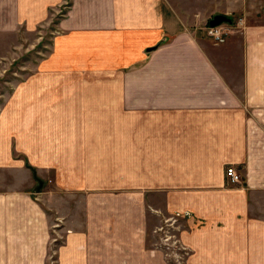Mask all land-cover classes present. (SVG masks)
<instances>
[{"label": "crops", "instance_id": "0c3cea01", "mask_svg": "<svg viewBox=\"0 0 264 264\" xmlns=\"http://www.w3.org/2000/svg\"><path fill=\"white\" fill-rule=\"evenodd\" d=\"M64 1L0 0V31ZM183 1L71 0L0 114V264H46L57 227L58 264H171L148 241L167 215L188 264H264V0ZM216 14L245 23L219 45L196 29ZM33 168L80 195L62 223Z\"/></svg>", "mask_w": 264, "mask_h": 264}, {"label": "rangeland", "instance_id": "374dc122", "mask_svg": "<svg viewBox=\"0 0 264 264\" xmlns=\"http://www.w3.org/2000/svg\"><path fill=\"white\" fill-rule=\"evenodd\" d=\"M173 1H177L179 6L181 3L183 5L185 4L183 0ZM207 1L208 0H188L187 4L193 3L195 6ZM70 6L71 0H65L61 6L51 9L49 18L38 25L36 29L27 30L22 27L15 33L0 31V114L11 101V96L15 94V91L19 88L18 86L23 84L32 74L36 73L43 60L49 57L55 36L59 34L57 24L68 14ZM180 7L182 12L186 10L185 7ZM237 18L231 22L222 23L223 26H228L229 29L231 28V30L228 31L226 41L223 43L227 42L229 35L236 27L242 26L238 23L242 18ZM208 26L209 22L207 21L204 24L198 25L196 29L200 33L204 32V34L213 41L208 34ZM0 177L5 180L8 178V176L4 175L2 172H0ZM35 179V194L38 193L43 198H46L47 204L50 207L49 212L51 217L53 216L54 218L53 221L57 218L58 208L60 210L64 208L67 214H69L68 211L70 208H73V204L81 200L80 195H78L77 198V195L61 189L52 190L50 189L51 185L46 186V184H43L41 191L37 192L39 180L37 178ZM42 192H44V194H42ZM59 205L62 206V208H60ZM62 222L63 221H58L57 223ZM57 223L55 222L53 225ZM179 224V217L177 215H167L151 219L149 221L148 241L154 248L160 249L171 264H188V250L186 251L183 248H174L173 250L171 248L170 250L168 249V241H166L168 236H177ZM57 228H55L53 232L54 235L51 239L46 264H58V246L63 241V236L59 231H56Z\"/></svg>", "mask_w": 264, "mask_h": 264}, {"label": "built area", "instance_id": "2783aa9c", "mask_svg": "<svg viewBox=\"0 0 264 264\" xmlns=\"http://www.w3.org/2000/svg\"><path fill=\"white\" fill-rule=\"evenodd\" d=\"M238 23L241 24L242 26L245 24L243 19H240L238 21ZM229 30H231V28L229 29L228 26H223V24H219L216 26H211L209 24V26H208V34L210 35V37L213 39L214 43H216V44H221V43L226 41L227 34H228ZM226 174L229 177L230 181H232V182H240L242 180V175L240 174V172L237 170V168L234 165H230L227 167ZM170 240H171V242H170ZM166 241H168L167 242L168 249H170V250H171V248H172V250L174 248H183L184 250L187 251L186 247L180 242V240L176 237V235H175V237H174V235L168 236L166 238Z\"/></svg>", "mask_w": 264, "mask_h": 264}, {"label": "water", "instance_id": "95a60500", "mask_svg": "<svg viewBox=\"0 0 264 264\" xmlns=\"http://www.w3.org/2000/svg\"><path fill=\"white\" fill-rule=\"evenodd\" d=\"M231 21L232 19L225 14H216L210 19L209 24L211 26H216L222 24L223 22H231ZM154 48L155 47L149 48V50ZM38 180H39V184L37 186V192H40L41 188L43 187L44 181L41 178H39Z\"/></svg>", "mask_w": 264, "mask_h": 264}, {"label": "trees", "instance_id": "16d2710c", "mask_svg": "<svg viewBox=\"0 0 264 264\" xmlns=\"http://www.w3.org/2000/svg\"><path fill=\"white\" fill-rule=\"evenodd\" d=\"M33 170H34V173H35V177L37 178V179H39V177H38V175H37V173H36V170L33 168Z\"/></svg>", "mask_w": 264, "mask_h": 264}]
</instances>
